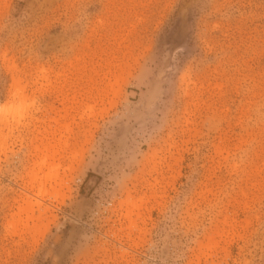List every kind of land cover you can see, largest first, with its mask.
I'll return each instance as SVG.
<instances>
[{
	"label": "rangeland",
	"instance_id": "rangeland-1",
	"mask_svg": "<svg viewBox=\"0 0 264 264\" xmlns=\"http://www.w3.org/2000/svg\"><path fill=\"white\" fill-rule=\"evenodd\" d=\"M18 98L0 264H264V0H0Z\"/></svg>",
	"mask_w": 264,
	"mask_h": 264
},
{
	"label": "clouds",
	"instance_id": "clouds-1",
	"mask_svg": "<svg viewBox=\"0 0 264 264\" xmlns=\"http://www.w3.org/2000/svg\"><path fill=\"white\" fill-rule=\"evenodd\" d=\"M36 104L37 101L24 98H18L16 103L0 104V119L23 120Z\"/></svg>",
	"mask_w": 264,
	"mask_h": 264
},
{
	"label": "bare ground",
	"instance_id": "bare-ground-1",
	"mask_svg": "<svg viewBox=\"0 0 264 264\" xmlns=\"http://www.w3.org/2000/svg\"><path fill=\"white\" fill-rule=\"evenodd\" d=\"M47 156H48V155H47ZM41 161H42V160H41ZM50 173H51V172H50ZM46 176H47V175H46ZM41 189H42V188H41ZM41 189H40V188L38 189V190H39V191H38L39 193L42 192Z\"/></svg>",
	"mask_w": 264,
	"mask_h": 264
}]
</instances>
